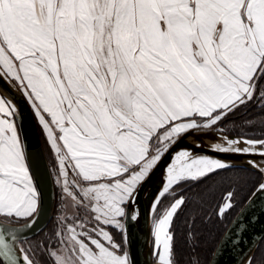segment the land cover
Returning <instances> with one entry per match:
<instances>
[{
	"label": "snow or ice",
	"instance_id": "1",
	"mask_svg": "<svg viewBox=\"0 0 264 264\" xmlns=\"http://www.w3.org/2000/svg\"><path fill=\"white\" fill-rule=\"evenodd\" d=\"M0 80L41 126L61 199L74 208L58 211L50 235L30 237L43 193L16 96L0 95V264H134L127 222L162 164L150 194L153 264H177L178 189L236 167L221 155L260 157L246 161L260 177L246 209L264 201V0H0ZM257 103L262 130L249 135L243 128L257 121L233 117ZM204 135L219 155L182 143L195 137L200 147ZM235 195L217 202V218ZM243 231L227 234L218 254Z\"/></svg>",
	"mask_w": 264,
	"mask_h": 264
},
{
	"label": "water",
	"instance_id": "2",
	"mask_svg": "<svg viewBox=\"0 0 264 264\" xmlns=\"http://www.w3.org/2000/svg\"><path fill=\"white\" fill-rule=\"evenodd\" d=\"M8 91H12L20 106L22 116L18 123L21 128L22 139L26 145L30 170L44 198V210L41 214L37 229L29 234L33 239L46 230L53 218L55 211L54 182L41 142L38 126L30 107L19 93H16L14 89H11L9 85L0 80V95H6ZM201 140L202 146L200 147H197V144L200 142L197 141L195 137H185L182 143L193 147L197 153L219 155L212 152L208 148L209 145L206 143V140L214 142L212 137L204 135L201 136ZM220 158L231 160V162L236 165L235 168L247 170H251L245 167L248 159H260L259 156L248 157L231 154L226 156L221 155ZM165 162H167V160H165ZM162 169L163 164L156 170L152 179L145 185L141 192L139 202L141 214L139 218L135 221L129 219L127 222V246L134 260V264H153L151 256V219L149 214L150 194L160 185L163 178ZM246 204L247 201L228 225L208 264H242L246 256H254L257 248L264 239V212L261 211V207L264 206V201L258 200L253 207L247 209ZM242 210H245L243 215H241ZM242 228L244 231L239 242L233 245V243L229 241L224 245L222 254H218V248L221 246L226 235L229 233L235 235L240 232ZM122 233L123 239L125 240V234L124 232Z\"/></svg>",
	"mask_w": 264,
	"mask_h": 264
},
{
	"label": "trees",
	"instance_id": "3",
	"mask_svg": "<svg viewBox=\"0 0 264 264\" xmlns=\"http://www.w3.org/2000/svg\"><path fill=\"white\" fill-rule=\"evenodd\" d=\"M259 104L254 107L250 106L247 111L242 110L241 113L233 117L237 125L241 124L243 119L251 118L257 121L254 128H243L244 132L249 135L259 134L262 130L259 122L260 119ZM38 126V124H37ZM41 142L44 152L52 173L53 157L51 152L45 149L43 141L44 137L38 126ZM237 128L236 131H240ZM48 148V146H47ZM260 177L251 170L243 168H232L228 171H221L215 175H210L207 179L199 182H190L182 184L178 191L182 192L186 197V203L183 210L179 212L174 224L176 234V251L175 259L177 264H208L217 244L228 225L248 200L250 195L249 189L252 184L258 181ZM55 187V211L52 221L48 226L53 225L54 218L58 209L59 196ZM235 190V207L227 213L223 219L217 218L214 214V208L223 195L227 191ZM165 204L168 203L166 200ZM48 228V227H47ZM117 241L124 242L122 231L112 229ZM52 232V230L50 231ZM42 232L41 236L50 235L51 233ZM192 235L189 236L188 233ZM254 256L257 258V264H264V239L257 248Z\"/></svg>",
	"mask_w": 264,
	"mask_h": 264
},
{
	"label": "rangeland",
	"instance_id": "4",
	"mask_svg": "<svg viewBox=\"0 0 264 264\" xmlns=\"http://www.w3.org/2000/svg\"><path fill=\"white\" fill-rule=\"evenodd\" d=\"M46 143H47V144H46ZM43 144H44L45 149H46L47 151H48V149H49V151H50L49 144H48L47 140H45V137H44ZM47 146H48V148H47ZM50 152H51V151H50ZM51 155H52V154H51ZM53 161H54V159H53ZM54 164H55V163H53V168H54ZM53 168H52V176H54V174H53ZM56 189H57V194H58V196H59V202H58L59 206H58V209H57V212H56V216H55L54 221H53V222H54L53 225H52V226H48V228H46V232L48 231V233H49L51 230L54 231V229H55L56 220H57V214H58V211H59V210L63 209L64 211H66V212L68 213L69 216H71L72 212L74 211V208H73V206H72L71 198L69 197V198H67V199L62 200V199H61V195H62V194H61V191H60L59 187L56 186ZM50 233H52V232H50ZM41 237H44V236H41ZM41 237H39V238H37V239H40ZM151 241H152V235H151Z\"/></svg>",
	"mask_w": 264,
	"mask_h": 264
},
{
	"label": "crops",
	"instance_id": "5",
	"mask_svg": "<svg viewBox=\"0 0 264 264\" xmlns=\"http://www.w3.org/2000/svg\"><path fill=\"white\" fill-rule=\"evenodd\" d=\"M36 120V119H35ZM36 123H37V121H36ZM38 124V123H37ZM38 126H39V128H40V130H41V133H42V135H43V137H45V140H46V136H45V134H44V132L42 131V128H41V126L38 124ZM47 144V143H46ZM49 144V143H48ZM49 147H50V145H49ZM50 151H51V154H52V157H53V159H54V163H56V161H55V154H54V152H53V150L51 149V147H50ZM55 165V164H54ZM53 180H54V184H55V186H57L56 185V183H55V176H53Z\"/></svg>",
	"mask_w": 264,
	"mask_h": 264
},
{
	"label": "bare ground",
	"instance_id": "6",
	"mask_svg": "<svg viewBox=\"0 0 264 264\" xmlns=\"http://www.w3.org/2000/svg\"><path fill=\"white\" fill-rule=\"evenodd\" d=\"M206 143H207L208 145H210V144L213 143V142L210 141V140H206Z\"/></svg>",
	"mask_w": 264,
	"mask_h": 264
}]
</instances>
